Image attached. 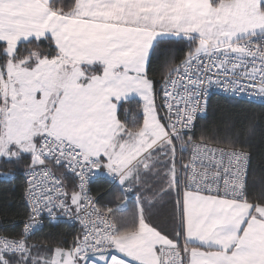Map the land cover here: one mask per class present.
<instances>
[{"label":"snow or ice","instance_id":"snow-or-ice-1","mask_svg":"<svg viewBox=\"0 0 264 264\" xmlns=\"http://www.w3.org/2000/svg\"><path fill=\"white\" fill-rule=\"evenodd\" d=\"M214 89L264 104V0H0V167L28 207L0 264H264V150L196 135ZM45 214L80 231L33 244Z\"/></svg>","mask_w":264,"mask_h":264},{"label":"trees","instance_id":"trees-1","mask_svg":"<svg viewBox=\"0 0 264 264\" xmlns=\"http://www.w3.org/2000/svg\"><path fill=\"white\" fill-rule=\"evenodd\" d=\"M231 122L237 126H253L255 135L252 143L257 156L264 150V105L243 100L213 96L209 101L207 116L199 122L196 135L201 131L219 129L224 122ZM0 171L11 172V179L0 178V232L19 233L23 229V222L27 218V207L24 201L25 181L22 173L13 165L0 167ZM95 196L102 197L101 203H107L120 197L118 188H109L104 182L93 186ZM131 204V200H128ZM80 228H70L67 225L46 224L44 228L31 237L33 244H48L58 240L71 241L72 236Z\"/></svg>","mask_w":264,"mask_h":264},{"label":"built area","instance_id":"built-area-1","mask_svg":"<svg viewBox=\"0 0 264 264\" xmlns=\"http://www.w3.org/2000/svg\"><path fill=\"white\" fill-rule=\"evenodd\" d=\"M213 96H220V97H224V98L236 99V98H233L232 96H230V95H228V94H225V93H223V92H220V91L214 89V90L212 91V93L208 96V99H207L208 106H209V101H210V99H211ZM237 100L247 101L246 99H243V98H241V99H237ZM247 102H249V101H247ZM253 103L262 104V103H260L259 101H256V102H253ZM262 105H264V104H262ZM207 110H208V108H207ZM206 116H207V113H206ZM204 119H205V118H204ZM201 120H203V119H201ZM201 120H199V122H200ZM199 122H198V123H199ZM23 178H24V176H23ZM24 181H25V180H24ZM104 183L107 184L109 188H118V189H119V187L116 186V185H113V184H111V183H107V182H104ZM94 185H95V184H94ZM94 185H92V189H93V186H94ZM92 194L94 195L93 190H92ZM128 195L130 196V195H133V194L129 193ZM94 196H95V195H94ZM96 197H97V196H96ZM24 201H25V199H24ZM25 204H26V201H25ZM26 207H27V204H26ZM27 210H28V207H27ZM26 219H27V218H26ZM26 219L24 220V222L26 221ZM24 222H23V226H24ZM46 224H51V225L63 224V225H67V226L70 227V228H77V227L80 228V226H79L78 223H76V222H74V221L66 220V219H64L63 217H60L59 220H58V222L55 223V224L50 223L49 218L47 217V214H45V216H44V221H43L42 226H40V227H39V228H38V229L32 234L31 237H33L36 233L40 232V231L44 228V226H45Z\"/></svg>","mask_w":264,"mask_h":264},{"label":"crops","instance_id":"crops-1","mask_svg":"<svg viewBox=\"0 0 264 264\" xmlns=\"http://www.w3.org/2000/svg\"><path fill=\"white\" fill-rule=\"evenodd\" d=\"M127 199H128V200H131V202H132L133 199H134V196H133V195H130V196L128 195Z\"/></svg>","mask_w":264,"mask_h":264}]
</instances>
